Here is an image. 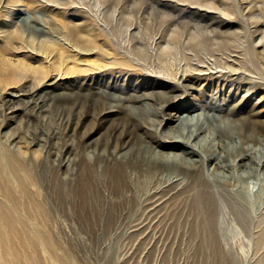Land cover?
<instances>
[{
  "label": "bare ground",
  "instance_id": "obj_1",
  "mask_svg": "<svg viewBox=\"0 0 264 264\" xmlns=\"http://www.w3.org/2000/svg\"><path fill=\"white\" fill-rule=\"evenodd\" d=\"M102 1L124 11L131 8L130 1L139 0ZM30 3L32 6L36 1ZM138 4L139 9L145 5L161 9L155 0ZM13 15L14 24L0 29V49L22 51L24 56L0 54V83L6 88L30 78L33 86L25 91L39 96L32 97L20 110L0 97L5 110L0 129L7 126L6 120L16 123L19 117L20 128L28 125L24 133L16 130L4 134L5 142L0 132L1 247L28 243L33 248L28 262L36 261L39 244L44 245L45 251L53 250L51 238L44 232L48 214L44 201L39 199L43 185L53 189L57 201L88 216L82 222L86 227L146 226L167 207L171 210L177 206L163 216H203V226L210 228L216 226L222 206L218 200L222 197L238 203L246 214L259 209L258 202L264 201V142L257 137L262 133L261 125L254 129L250 120L235 118L236 110L229 111L224 120L219 119L217 115L226 108L216 96L206 101L204 96L185 98L176 94L193 89L192 83L198 80L213 79L210 64L198 66L187 58L184 71L155 67L150 71L166 78L146 77L144 84L139 82L142 86L128 84L121 94L111 92L115 87L109 82L93 77L55 93L45 82L56 76H114L116 72L144 75L145 65L121 52L127 49L118 44L112 23L108 27L92 20L55 23L49 14L46 19L42 15L39 18L27 10H16ZM161 15L159 26L156 25L160 38H165L174 20L166 12ZM182 28L186 30L189 25ZM185 33L174 29L169 40L191 49L200 60L203 36L197 31H190L187 36ZM28 52L41 54L39 65L34 67L27 61ZM85 52L99 58L81 66L76 56ZM169 52L170 49H162L159 59ZM144 54L146 51L134 50L138 58L142 59ZM238 63H228L225 68L230 72L242 70L244 66ZM218 65L224 68V64ZM261 69L264 72V63ZM142 89L151 92L126 93ZM60 98L67 102L59 104ZM207 111L218 114L210 116ZM250 130L253 135H249ZM70 135L73 138L69 141ZM180 206L185 211L178 212ZM20 212H34L39 220L27 221L19 216ZM193 224L197 225L196 221ZM29 225H33L30 231Z\"/></svg>",
  "mask_w": 264,
  "mask_h": 264
},
{
  "label": "rangeland",
  "instance_id": "obj_2",
  "mask_svg": "<svg viewBox=\"0 0 264 264\" xmlns=\"http://www.w3.org/2000/svg\"><path fill=\"white\" fill-rule=\"evenodd\" d=\"M31 1H36V3L31 6ZM155 1L159 3L161 9L155 10L146 5L143 9H139L140 7H136L142 2L139 0L135 2L136 4L130 1L128 5L131 8L122 11L102 0H19L18 2L0 0L2 14L0 15V29L8 28V23L14 24L13 13L16 10H27L31 15L37 14L39 18L42 15L41 18L45 17V19L49 14L55 23H63L67 20L70 22L92 20L106 27L112 23L116 26L115 34L118 44L127 49H120L121 52L130 55L134 62L145 65L143 72L146 75L137 72L122 74L116 72L114 76L109 74L56 76L45 82V86L55 93H62L73 84L93 77L101 82H109L112 87H115L110 91L121 94L123 87H127L128 84L142 86L146 77L149 80L154 78L153 75L162 77L163 74H154L150 71L155 67L157 69L168 68L170 72H180L187 68L189 59L191 63L194 60L192 64L198 66L210 64L213 67L210 72L215 75L213 79L198 80L192 83L193 89L185 90L184 93L178 91L176 94L186 96L185 98L190 95L205 97L206 101H209L211 96H216L220 99V104H225L226 109L221 111V114L207 111L210 116L218 114V118L224 120V116L229 111L236 110L235 118L250 120L254 129L261 125L262 133L257 137L264 142V72L261 69L264 63V0H193L194 3L177 2V0ZM162 12H166L174 20L169 33L175 29L181 33L186 32L185 36L190 31H197L203 36V45L198 53L200 60L191 49L183 48L170 41L169 33L165 38H160L158 22ZM139 24H141L140 27ZM153 24L154 26L150 27ZM184 25H189V28L185 30L182 28ZM65 47L69 49V45L65 44ZM162 49L163 51L170 49V52L159 59ZM134 50L146 51V54L141 59L134 55ZM3 52L17 53L19 57L24 56V52L10 48H1L0 54ZM26 56L29 57L27 61L32 62L34 67L39 65L38 59L41 54L28 52ZM76 58L83 66L86 62L99 57L85 52ZM234 61L239 62L238 64L244 68L235 72H230L225 68L228 63ZM218 63L224 64V68H220ZM140 81H142L141 84H139ZM51 83L54 84L49 85ZM206 83L211 85L207 86ZM32 86L30 78L16 86L10 85L6 88L0 83V97L14 106L15 110H20L22 105L30 101L32 97L39 96H33L34 94L29 93L30 91H25L27 87L30 89ZM100 87L104 88V85ZM148 92L151 90L142 89L140 92L128 90L126 93ZM65 102L67 100L60 98L58 103ZM4 112L0 104V120L4 117ZM18 119L21 120V117ZM20 120L16 123L6 120L7 126L0 129L3 142L7 138L4 134L8 132L16 130L25 132L28 125L25 123L20 128ZM226 122L228 123L229 120ZM249 135H253L251 130ZM72 138L70 135L69 141ZM52 191L53 189H48L43 185L39 199L44 201L42 203L47 209L48 226L45 227L44 232L51 238L53 250L45 251L44 245L39 244L37 255L35 253L36 261L28 262L27 259L33 250L28 243H8L6 247L0 246V257L3 258L0 264H56V262L57 264H264V240L261 241L264 232V201L258 202L260 207L257 211L246 214L238 203L222 197L218 200L222 206L216 217V226H210V228L209 225L203 226V216L185 214L181 219H177V215L163 216V213H170L177 206L171 210L167 207L159 214V217L150 220L151 224L146 226L86 227L82 222L88 216L74 212L66 204L57 201ZM182 210L185 211L184 206L178 208V212ZM20 214L19 216L25 217L27 221L39 220L34 212H20ZM195 221L198 226L193 224ZM79 222L81 225L78 224ZM32 228L33 225L28 226L29 231ZM14 256L16 260L13 262Z\"/></svg>",
  "mask_w": 264,
  "mask_h": 264
}]
</instances>
